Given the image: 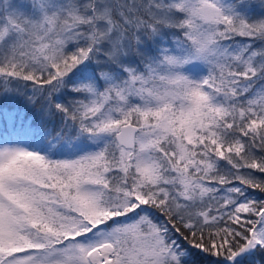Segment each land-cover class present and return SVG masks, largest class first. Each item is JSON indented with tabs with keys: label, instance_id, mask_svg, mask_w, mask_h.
Segmentation results:
<instances>
[{
	"label": "snow or ice",
	"instance_id": "6c2138e0",
	"mask_svg": "<svg viewBox=\"0 0 264 264\" xmlns=\"http://www.w3.org/2000/svg\"><path fill=\"white\" fill-rule=\"evenodd\" d=\"M0 120V264H264V0H0Z\"/></svg>",
	"mask_w": 264,
	"mask_h": 264
},
{
	"label": "trees",
	"instance_id": "16d2710c",
	"mask_svg": "<svg viewBox=\"0 0 264 264\" xmlns=\"http://www.w3.org/2000/svg\"><path fill=\"white\" fill-rule=\"evenodd\" d=\"M254 2L258 3V0H254ZM16 102L21 108L24 107V101L22 98L17 97ZM29 114H31V111L29 112ZM3 127H4V122L0 120V129H3ZM250 191L256 192L259 195L258 190H250Z\"/></svg>",
	"mask_w": 264,
	"mask_h": 264
}]
</instances>
